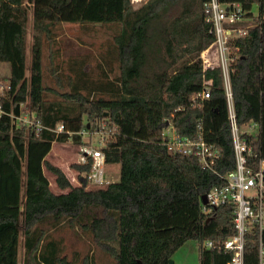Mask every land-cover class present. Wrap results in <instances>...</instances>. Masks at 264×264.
I'll return each instance as SVG.
<instances>
[{
    "label": "trees",
    "instance_id": "trees-1",
    "mask_svg": "<svg viewBox=\"0 0 264 264\" xmlns=\"http://www.w3.org/2000/svg\"><path fill=\"white\" fill-rule=\"evenodd\" d=\"M208 0H0V61L8 62V83L0 92V264H97L88 250L63 252L54 230L63 222L79 227L114 264H169L187 240L198 243V264H227L231 253L204 247L234 233L229 204L209 214L200 211V198L221 180L187 155L168 154L160 142L164 119L172 117L180 134L193 136L201 122L205 139L218 148L216 168L234 167V152L223 76L219 67L202 68L199 55L213 42L202 4ZM240 3L253 19L247 34L233 39L238 48L229 65L236 122L258 123L249 142L264 158V0H219ZM257 6L255 16L251 9ZM31 14L29 75L26 71L27 22ZM60 22H117L113 36L119 73L113 79L101 70L92 81L85 57L64 74L53 49ZM49 73L59 91L44 83L43 50ZM66 80L64 84L63 81ZM204 87L209 97L197 96ZM51 91L60 98H46ZM107 91L109 97L95 95ZM34 112L44 128L14 125L10 113L23 106ZM86 119H85V118ZM63 122L76 132L106 123L103 150L107 163H119V178L103 186H73L66 174L46 159L54 142L81 137L52 128ZM88 124V127H86ZM115 126L116 129H112ZM90 159L73 168L86 172ZM44 169L66 192L50 189ZM256 230L246 236L243 264H259ZM264 241V231L262 234Z\"/></svg>",
    "mask_w": 264,
    "mask_h": 264
},
{
    "label": "built area",
    "instance_id": "built-area-1",
    "mask_svg": "<svg viewBox=\"0 0 264 264\" xmlns=\"http://www.w3.org/2000/svg\"><path fill=\"white\" fill-rule=\"evenodd\" d=\"M205 22L209 24V33L213 35V42L203 49L199 55L202 68L219 67L223 76V88L227 101V118L229 121L233 152L234 167L221 172L216 168V162L220 158L217 147L208 142L203 133L200 121L196 124V134L193 136L183 135L176 131L172 117L164 119V126L160 131V142L168 154L187 155L195 158L202 169L212 171L220 180V184L213 185L205 192L206 202L200 201V211L209 214L212 209L229 204L232 210V223L234 233L222 242L206 240L204 247H217L225 252H230L231 257L227 264H243V251L246 236L251 232L257 233L258 260L259 264H264V158L258 155L249 142L250 133L240 131V125L236 122L235 110L232 102V92L229 80V65L236 56L238 48H234L232 41L235 38L245 36L247 28L252 24L253 19L246 17L240 3L224 4L219 0H208L202 4ZM255 16L257 15L254 14ZM215 55L217 63L213 64L209 53ZM3 86H0V90ZM209 88L204 87L197 95L201 100L209 97ZM5 111L0 104V115ZM10 117L16 126H29L36 132L44 128L40 119L34 112H20L19 115L10 113ZM248 124L249 127L257 126L254 120H249L241 125ZM54 133L68 132L81 137L80 143L76 144V159L79 164L86 163L89 159L90 168L86 172L77 169L71 177L74 186L81 185L78 175L85 177L86 187H98L107 184L104 146L108 138V133L112 131L106 129V123H99L94 131L82 129L76 132L65 130L64 123L59 121L52 128H48ZM112 129H116L115 126ZM98 133V144L93 145V137Z\"/></svg>",
    "mask_w": 264,
    "mask_h": 264
},
{
    "label": "rangeland",
    "instance_id": "rangeland-1",
    "mask_svg": "<svg viewBox=\"0 0 264 264\" xmlns=\"http://www.w3.org/2000/svg\"><path fill=\"white\" fill-rule=\"evenodd\" d=\"M133 8H137L145 0H131ZM253 14L257 13V6L254 4L251 9ZM249 23L253 24L251 20ZM27 41H26V71L28 77L29 70V46L31 39V14L27 22ZM119 24L117 22H60L56 26L55 44L53 49H58L55 54V61L62 74L68 71V66L77 61L79 57H85L86 69L92 81L102 80L101 70L103 69L109 78H114L118 75V61L116 56V47L113 41V36L119 32ZM43 72L44 83L49 87H54L59 91L68 90L70 87L66 85V80L63 81L65 86L56 85L53 77L49 73V55L46 46L43 50ZM210 60L213 64L217 63V59L212 51L209 53ZM10 65L8 62L0 61V86H5L8 83ZM2 90H0L1 92ZM46 98H60L54 95L51 91H46ZM95 95L109 97L107 91L95 92ZM26 105L23 106L22 112L25 113ZM85 118V117H84ZM86 119V118H85ZM240 131H246L255 137L258 133V127H249L248 124L240 125ZM99 134L96 133L93 137V145L98 144ZM76 144L72 141L54 142L50 153L46 159L52 164L58 166L72 182L71 171L76 159ZM107 179L109 182L117 181L119 178V163H108L106 165ZM44 173L49 180L50 189L59 193L54 183V175L44 169ZM67 189H65L66 191ZM54 236L62 239L63 252L71 258L74 251L84 253L88 249L89 255L95 259L97 264H114L113 259L104 253L99 247L93 244L89 235L81 232L79 227L72 230L63 222L54 230ZM23 247L19 244L18 248V263L21 264ZM172 264H198V243L196 240H187L181 245L171 258Z\"/></svg>",
    "mask_w": 264,
    "mask_h": 264
},
{
    "label": "water",
    "instance_id": "water-1",
    "mask_svg": "<svg viewBox=\"0 0 264 264\" xmlns=\"http://www.w3.org/2000/svg\"><path fill=\"white\" fill-rule=\"evenodd\" d=\"M86 127H88V124H87ZM200 201H201L202 203H205V202H206L205 194H203V195L201 196ZM169 264H172V261H171V260H169Z\"/></svg>",
    "mask_w": 264,
    "mask_h": 264
},
{
    "label": "crops",
    "instance_id": "crops-1",
    "mask_svg": "<svg viewBox=\"0 0 264 264\" xmlns=\"http://www.w3.org/2000/svg\"><path fill=\"white\" fill-rule=\"evenodd\" d=\"M49 153H50V152H49ZM47 156H48V154H47ZM47 156H46V157H47ZM71 172H72L71 175L75 173V171H71ZM54 183H55V182H54ZM57 188H58V187H57ZM58 189H60V188H58ZM66 191H67V190H66ZM66 191H65V190H61L60 192H66Z\"/></svg>",
    "mask_w": 264,
    "mask_h": 264
}]
</instances>
